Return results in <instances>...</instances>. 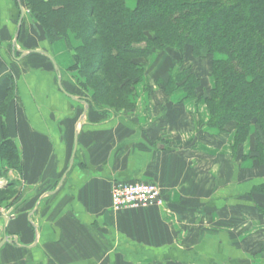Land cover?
Instances as JSON below:
<instances>
[{
    "label": "crops",
    "instance_id": "crops-1",
    "mask_svg": "<svg viewBox=\"0 0 264 264\" xmlns=\"http://www.w3.org/2000/svg\"><path fill=\"white\" fill-rule=\"evenodd\" d=\"M20 16L16 0H0V139L5 124L23 163L22 173L8 171L21 181L20 198L0 210V243L8 236L18 244L0 249V264H264V226L237 219L238 208L255 207L248 195L264 183L251 160H239L253 130L236 157L234 134L211 128L205 99L183 92L166 98L162 115L140 101L131 114L90 105L85 113L61 91L49 59L17 60L21 51L49 53L66 92L87 102L27 11L14 55ZM160 69L147 80L151 91ZM136 182L158 184L163 204L112 211L114 185Z\"/></svg>",
    "mask_w": 264,
    "mask_h": 264
},
{
    "label": "trees",
    "instance_id": "trees-1",
    "mask_svg": "<svg viewBox=\"0 0 264 264\" xmlns=\"http://www.w3.org/2000/svg\"><path fill=\"white\" fill-rule=\"evenodd\" d=\"M133 1L134 7L128 0L22 3L41 39L53 43L73 35L81 42L72 67L82 89L92 93L85 98L94 109L134 110L146 63L164 56L155 83L165 95L183 92L189 99L205 98L209 126L222 133L230 125L235 129L236 157L255 129L251 153L241 159L264 169V0ZM204 59L209 63L206 74L214 80L207 97L206 78L196 68ZM3 133L0 178L9 170L23 172L20 150L5 124ZM18 186L11 182L0 188V208L18 202ZM248 196L264 217V183Z\"/></svg>",
    "mask_w": 264,
    "mask_h": 264
},
{
    "label": "rangeland",
    "instance_id": "rangeland-1",
    "mask_svg": "<svg viewBox=\"0 0 264 264\" xmlns=\"http://www.w3.org/2000/svg\"><path fill=\"white\" fill-rule=\"evenodd\" d=\"M128 5L130 7H134V1L133 0H128ZM51 44H53L55 46V49H56L57 54H58V60L61 62L62 66L65 68L66 72H68L73 77L74 81L76 82V84H77V86L79 88L78 89L79 94L81 96H83V97L91 99L92 93L82 89V87L80 85V80L81 79H80V77H78L79 76L78 75V71L73 69V67H72L75 64V61H74L75 52H74V50H75V48H77V47H79L81 45V42L76 40L73 35H70L69 39L57 38L53 43L51 42ZM155 56L151 57L148 60V62L146 63L147 69H146V75H145L144 81L142 83H140L136 87V95L133 98V101H134V103L136 105V108L134 110H132V111H114V110L111 111L110 110V112H112V113H114L116 115L117 114L123 115L125 113L131 114L132 112L134 113V111L138 107L137 106V101H140L141 107L143 108L144 112H151L153 114L154 113V109H155L156 110V115H158V113H159V115L163 114V110L164 109L166 110L167 105L169 106V104H167L169 101L166 100V98L168 96L165 95L164 91L156 83L155 84L157 85V87H156L155 91H151L149 89V85L147 83V80H149V78L152 79V77L155 75L154 74V70L155 69L153 70V68H155L157 65L158 66L161 65L163 63V61L165 60L164 56H159V55L156 56V57ZM219 57H222V56H218V58ZM207 63H208V60L204 59L203 62H201L200 64L196 65V68L198 70H200L201 72H203V74H201V76H203V78H206L207 83L208 82L211 83L213 81V87H214L213 78H210V75L206 74L209 71V67L207 66ZM150 81H152V80H150ZM142 84H144V86L146 85V88L148 89V91H147L146 88H145L146 90L142 88ZM208 86H209V89L213 88L212 84H209V85L206 84V91H205L204 97L208 96L207 95V91L209 90L207 88ZM145 93H149V95L146 96ZM175 93H177V92H175ZM175 93H173V94H175ZM154 95H156V96H154ZM145 96H146V98H145ZM204 99L205 98H203L202 100H204ZM152 100L154 101V104H150L149 103ZM155 104H157V105H155ZM98 110L102 111V109H99V108H98ZM217 131H219V130H217ZM220 133H222V132H220ZM223 133L224 134L227 133V135L234 134V137H235V129L231 125L228 126L226 132H223ZM251 134H252V132H251ZM253 134H255V129H253ZM254 137L255 136L253 135V139H254ZM253 142L254 141H251V143H253ZM251 148H252V144H251ZM249 153H251V149L249 150L248 154ZM241 158H242V156H241ZM241 158L239 160L243 161V160H241ZM248 161H250V160H248ZM0 162H1L0 169H2V168H4V162L2 161L1 158H0ZM252 163L254 165V167H253L254 171H255L254 173L257 174L261 178L264 177V169L259 167V166H257L254 161H252ZM8 173L9 172H6V174L2 178H0V188L6 187L11 182H16L19 185L18 186V190H19V192L21 194L22 193L21 188H20V182L21 181L15 180V179H11ZM257 175L255 176V178H257ZM243 177H245V176H243ZM1 182H3V184ZM249 201L253 202L252 198H249ZM253 203L255 204L257 202L254 201ZM2 208H5V209L8 210L10 207H5L4 206ZM2 208H0V210H2ZM238 211H239V213H238L237 219H238V221H240V225H248L249 227H251L252 223H254V224L257 223L256 225H260V227L264 226V224H262V222H264V217L260 215V213L258 212L256 207H253V208L240 207V208H238ZM243 211H245V213L248 215L247 218L244 217ZM243 230H245V229H243ZM255 237H254V239L257 241L258 237L257 236H255Z\"/></svg>",
    "mask_w": 264,
    "mask_h": 264
},
{
    "label": "built area",
    "instance_id": "built-area-1",
    "mask_svg": "<svg viewBox=\"0 0 264 264\" xmlns=\"http://www.w3.org/2000/svg\"><path fill=\"white\" fill-rule=\"evenodd\" d=\"M162 204V190L155 183L115 184L112 189L111 209L114 212L148 209Z\"/></svg>",
    "mask_w": 264,
    "mask_h": 264
},
{
    "label": "water",
    "instance_id": "water-1",
    "mask_svg": "<svg viewBox=\"0 0 264 264\" xmlns=\"http://www.w3.org/2000/svg\"><path fill=\"white\" fill-rule=\"evenodd\" d=\"M17 3L19 5V9H20V12H21V16H20V20H19V24H18V29H17V32L15 34V38H14V41H13V52H14V55L16 53V50H17V43H18V39L20 37V34H21V29H22V25H23V21H24V18H25V15H26V10L23 6V3H22V0H17ZM22 55L19 59H17L18 61H21L22 59L28 57L29 55H32V54H38V55H42L44 57H46L47 59H49L52 64L54 65V68H55V71L56 73L58 74V85H59V88L61 89V91L66 95L68 96L69 98H71L72 100L80 103V104H83L85 106V113L87 112V110L89 109V104L85 101H83L82 99H80L79 97L75 96V95H72L68 92H66V90L64 89V86H63V78H62V72H61V69L60 67L58 66L57 62L55 61L54 57L52 55H50L49 53L43 51V50H38V49H32V50H27V51H21ZM77 148H78V135L76 136V142H75V149H74V154L72 156V159H71V162H70V167H69V171L71 170L73 164H74V158H75V155H76V151H77ZM66 176H64L63 178V181L65 179ZM62 181V182H63ZM61 182V184H62ZM50 194H54V193H50ZM5 219V221L7 220V217L6 218H3ZM6 243H14V244H18V241L16 238L14 237H8L6 236L4 238V240L0 243V249L6 244Z\"/></svg>",
    "mask_w": 264,
    "mask_h": 264
}]
</instances>
